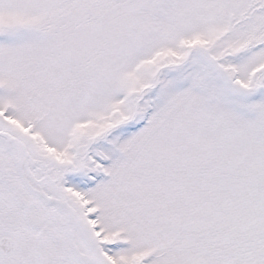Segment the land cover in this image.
Wrapping results in <instances>:
<instances>
[{
	"label": "snow or ice",
	"instance_id": "snow-or-ice-1",
	"mask_svg": "<svg viewBox=\"0 0 264 264\" xmlns=\"http://www.w3.org/2000/svg\"><path fill=\"white\" fill-rule=\"evenodd\" d=\"M0 264H264V0H0Z\"/></svg>",
	"mask_w": 264,
	"mask_h": 264
}]
</instances>
